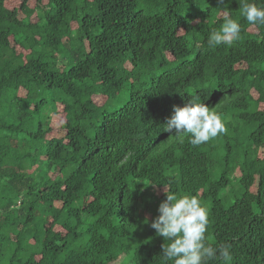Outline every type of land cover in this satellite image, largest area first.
Listing matches in <instances>:
<instances>
[{
	"label": "trees",
	"instance_id": "1",
	"mask_svg": "<svg viewBox=\"0 0 264 264\" xmlns=\"http://www.w3.org/2000/svg\"><path fill=\"white\" fill-rule=\"evenodd\" d=\"M29 2L0 0V264H173L150 226L164 186L232 264H264V26L241 0ZM225 14L240 38L209 48ZM191 98L226 132L163 131Z\"/></svg>",
	"mask_w": 264,
	"mask_h": 264
},
{
	"label": "clouds",
	"instance_id": "2",
	"mask_svg": "<svg viewBox=\"0 0 264 264\" xmlns=\"http://www.w3.org/2000/svg\"><path fill=\"white\" fill-rule=\"evenodd\" d=\"M231 0H218L226 6ZM240 15L249 24L264 26V0H241ZM220 29L207 37L209 48L220 44L231 45L240 38L241 25L230 14H225ZM163 131L174 133L183 139L190 136L189 143L198 146L226 132L221 116L197 98L188 99L182 106H173L170 117L163 124ZM153 184V183H148ZM146 184V185H148ZM165 198L158 205V215L150 226L167 243L162 244L165 261L173 264H210L222 261L232 264L231 245L212 246L205 242L208 227V210L195 196L177 195L163 188ZM147 222V221H146Z\"/></svg>",
	"mask_w": 264,
	"mask_h": 264
},
{
	"label": "rangeland",
	"instance_id": "3",
	"mask_svg": "<svg viewBox=\"0 0 264 264\" xmlns=\"http://www.w3.org/2000/svg\"><path fill=\"white\" fill-rule=\"evenodd\" d=\"M44 1H46V0H44ZM19 3H20V0H6V5L9 6V7L18 6ZM35 4H36V3H35V0H30V2H29V6H30V7H34ZM34 15H35V14L33 13V14H32V17H33ZM94 98H95V101H96V102H99V101H102V100H103V97H102V96H95ZM54 121H55V122H61V118L58 117L57 120H54ZM59 131H60V130H59L58 128L53 129V132H54L55 134H58ZM13 143H15V141H13ZM260 153H261V149L259 150V154H260ZM33 169H34V168H33ZM33 169H31L30 172H32Z\"/></svg>",
	"mask_w": 264,
	"mask_h": 264
}]
</instances>
